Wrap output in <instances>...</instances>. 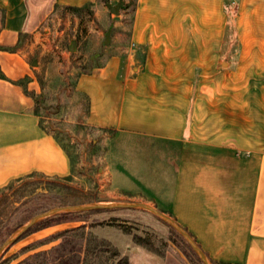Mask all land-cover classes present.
I'll return each mask as SVG.
<instances>
[{"label": "crops", "instance_id": "crops-1", "mask_svg": "<svg viewBox=\"0 0 264 264\" xmlns=\"http://www.w3.org/2000/svg\"><path fill=\"white\" fill-rule=\"evenodd\" d=\"M88 2L0 0V46H17L0 49L8 79L0 78V188L31 173L70 175L33 99L10 80L28 76L27 89L38 93L20 44L52 6ZM126 46L78 77L86 124L155 150L169 190L145 180L154 195L143 200L190 232L209 259L264 264V0H134Z\"/></svg>", "mask_w": 264, "mask_h": 264}, {"label": "rangeland", "instance_id": "rangeland-1", "mask_svg": "<svg viewBox=\"0 0 264 264\" xmlns=\"http://www.w3.org/2000/svg\"><path fill=\"white\" fill-rule=\"evenodd\" d=\"M133 1L122 0L125 7H120L117 14L108 8L117 0H94L80 12L54 5L35 36L20 44V50L30 62H36L32 64L35 69L41 65L42 56L50 53L55 65L51 72H64L72 64L91 72L110 55L126 49ZM74 42L76 49L71 52L69 47ZM69 90L67 87L50 91L49 105L39 115L43 129L62 142L75 164L72 174L59 180L66 189H38L24 197L11 195L15 185L1 191L0 244L33 215L49 208L84 202H143L155 207L143 200L154 194L142 183L161 180L164 191L169 190L170 171L159 161L161 157L155 150L142 141L86 124L84 101ZM72 213L61 223L15 241L4 258L16 254V261L58 244L61 239L47 241L57 232L84 222ZM81 216L87 224L85 230L90 234L91 245L96 246L92 252L80 251L84 264H118L121 257L130 264H202L171 226L146 210L116 208ZM41 241L46 243L39 245ZM27 245L33 248L18 253Z\"/></svg>", "mask_w": 264, "mask_h": 264}, {"label": "trees", "instance_id": "trees-1", "mask_svg": "<svg viewBox=\"0 0 264 264\" xmlns=\"http://www.w3.org/2000/svg\"><path fill=\"white\" fill-rule=\"evenodd\" d=\"M91 4H93V2H88L82 6L63 5L62 7H64L67 10L80 12L84 9V7H87ZM121 7H125V5L122 4ZM75 45H76V42H74V46ZM16 48L17 46L15 47L0 46V49L6 50V51H14ZM75 49H76V46L74 50ZM74 50L71 52H74ZM99 66L101 65H96L95 68ZM53 67H55V65L52 63L51 54L50 53L44 54L42 56L41 65H39L34 70V76L39 85L38 93L27 89L26 83L29 80L28 76H24L20 79L10 80V81H12L15 84L20 85L22 87L23 92L33 99V102H34L33 111L35 114L40 115V111L42 109H46V107L49 105L48 101L49 99H51L49 94H51V92L54 93L56 91H59L61 88L69 87L70 89L69 93L73 94L74 96L78 98H81L84 101L83 111L85 115H87L88 109H89L88 96L82 92L77 91L75 88V85H76V81L78 77L81 74H87L90 72H85L84 70H82V68L74 64H72L64 72L62 71H57V73L51 72ZM47 72L49 73L46 74ZM0 78L7 79L2 73L1 69H0ZM65 79H67V81ZM40 125H41V122H40ZM53 137L56 139L59 145L64 149V151L67 153L70 159V164H71L70 174H72L75 164L71 156H69L68 149L62 144V142L55 135H53ZM68 177L69 176L63 177V178H59V177L50 178V177L42 176L38 173H31L23 178H20V179H17L15 181L8 183L6 186L0 188V192L7 190V189H11L14 185H15V188L12 191L11 195L16 194L22 197L26 196L27 194H34L36 190L38 189H42L43 191H46V192H52L55 190L62 191L63 189H66V186L62 184L59 180H62ZM1 200H2V196L0 195V202ZM93 211H99V210L73 212L77 215V218H76L77 220L84 221L82 224H79L77 226H73V227L57 232L47 242L61 239L58 244L48 249L38 250L32 253H29L23 259L17 261L14 264H84L85 261H84V258L80 257V251L83 250L85 252H92L96 246L91 245L92 241L90 240V237H89L90 234L89 232H86L85 230L87 228V224L85 222V219L81 218L82 217L81 215H85ZM70 214L71 212L60 213V214L42 219L38 221L37 223H35L33 226H31L27 231H25L17 240L22 239L23 237L39 229L61 223L65 221ZM188 233L194 239V236L190 232ZM45 243L46 241H41L39 242V245L45 244ZM32 248L33 247L28 246V245L24 246L19 250L18 253L29 251ZM8 249L9 248H7L5 252L2 254V256L0 257V264H10V262L18 256L14 254V255H10L4 258V254L8 251ZM210 260L212 264H224V263H219L217 261H214L212 259ZM118 264H130V263L127 261L125 257H121Z\"/></svg>", "mask_w": 264, "mask_h": 264}, {"label": "water", "instance_id": "water-1", "mask_svg": "<svg viewBox=\"0 0 264 264\" xmlns=\"http://www.w3.org/2000/svg\"><path fill=\"white\" fill-rule=\"evenodd\" d=\"M122 6V0H118L115 5H108L110 12L117 14L119 8ZM75 48L74 44H72L69 48L70 51H73ZM36 63L35 61L32 64ZM141 209L146 210L164 222H166L169 226H171L187 243L191 251L194 255L199 259L202 264H212L211 260L205 254V252L198 246L195 240L190 236V234L182 227L174 218L169 216L168 214L163 213L157 208L150 206L143 202H116V203H100V202H84V203H76V204H66L60 205L53 208H49L42 212H39L33 215L29 220H27L23 225H21L18 229H16L11 235L5 238L0 244V256L3 252L13 244L25 231H27L31 226H33L38 221L66 212H79V211H89V210H106V209Z\"/></svg>", "mask_w": 264, "mask_h": 264}]
</instances>
